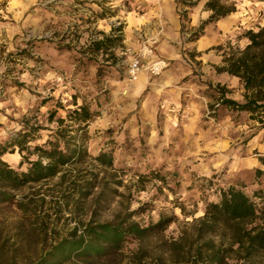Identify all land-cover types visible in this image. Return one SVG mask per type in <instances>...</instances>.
<instances>
[{
    "label": "rangeland",
    "instance_id": "obj_1",
    "mask_svg": "<svg viewBox=\"0 0 264 264\" xmlns=\"http://www.w3.org/2000/svg\"><path fill=\"white\" fill-rule=\"evenodd\" d=\"M209 3L235 12L213 20ZM243 3L0 0V161L20 173L45 163L35 148L49 142L83 151L51 179L0 178V264H211L213 247L220 264H264L193 223L230 187L264 205V157L250 163L264 116L219 101L222 90L241 102L223 59L264 25V0ZM82 108L88 119L74 121ZM130 224L148 231L101 229Z\"/></svg>",
    "mask_w": 264,
    "mask_h": 264
},
{
    "label": "trees",
    "instance_id": "obj_2",
    "mask_svg": "<svg viewBox=\"0 0 264 264\" xmlns=\"http://www.w3.org/2000/svg\"><path fill=\"white\" fill-rule=\"evenodd\" d=\"M209 8L212 11L211 19L213 20L235 12L234 8L226 9L215 3H209ZM244 38L249 43L242 49L232 48L223 59L224 65L221 68L223 72L237 78L242 84V102L226 98L222 90L219 101L227 108L249 113L253 119L258 114L264 116V25L258 24L255 29L246 30ZM82 111V113L73 112L74 121L84 122L88 119L84 108ZM58 122L62 120L59 119ZM48 145L49 149L35 148L40 152L39 157L45 158L47 163H42L41 160L28 162L26 171L18 173L7 169L6 163L0 161V178L22 184L51 179L70 164L73 157L83 152L79 147L72 151H63L55 143L49 142ZM1 153L3 152H0V155ZM193 223L198 238L213 234L217 230L228 231L230 249L233 253L241 255L243 260H255L264 252V205L257 208L254 200L240 188L234 186L223 191L219 202L208 203L204 215ZM163 224L164 220H160L155 227H161ZM101 229L114 236L119 233H128L142 237L148 231L139 229L134 224L120 230L110 225L101 226ZM224 260L219 249L213 247L207 253V261L211 264H220Z\"/></svg>",
    "mask_w": 264,
    "mask_h": 264
},
{
    "label": "clouds",
    "instance_id": "obj_3",
    "mask_svg": "<svg viewBox=\"0 0 264 264\" xmlns=\"http://www.w3.org/2000/svg\"><path fill=\"white\" fill-rule=\"evenodd\" d=\"M35 2H36V0H30V3H35ZM116 2L119 3L120 0H116ZM206 2H207V0H201L200 8H203L204 3H206ZM251 2H252V0H244V3L241 4V5H239V6H240V7H245V6L249 5ZM258 6L261 7V8H264V3H260ZM15 7H16V4H15V3H12V4H10V6L7 8V11H8V12H12V11H13V8H15ZM210 14H211L210 12H203V13H201V12H200V9H199V8L197 9V16L202 17V18H204V19H206ZM17 15H19V13H17ZM193 23H194V24L197 23V18H196V17H194V19H193ZM0 27H2V26H0ZM257 31H258V30H257ZM247 43H249V41H247V40L243 41V42L241 43V47H243V46H244L245 44H247ZM0 70H2V69H0ZM51 78H52V77L49 76V79H51ZM0 107H3V105H0ZM34 159H35V157H34ZM45 163H47V161H45ZM134 207H135V205H134Z\"/></svg>",
    "mask_w": 264,
    "mask_h": 264
},
{
    "label": "crops",
    "instance_id": "obj_4",
    "mask_svg": "<svg viewBox=\"0 0 264 264\" xmlns=\"http://www.w3.org/2000/svg\"><path fill=\"white\" fill-rule=\"evenodd\" d=\"M180 27V24L179 22L177 21L176 22V25L175 28L176 30H178ZM177 35H178V32H177ZM246 46V45H245ZM240 82V81H239ZM241 84V83H240ZM240 88H241V92L243 93V87H242V84L240 85ZM242 99L243 97H241V102H242ZM252 145L256 148V152H257V155H255L254 157H251L253 159H251L249 157L250 160V163L254 164V165H257L259 164L258 162V158L259 157H264V130H262L260 133H259V136H257L255 138V141L252 142Z\"/></svg>",
    "mask_w": 264,
    "mask_h": 264
},
{
    "label": "built area",
    "instance_id": "obj_5",
    "mask_svg": "<svg viewBox=\"0 0 264 264\" xmlns=\"http://www.w3.org/2000/svg\"><path fill=\"white\" fill-rule=\"evenodd\" d=\"M163 62H156V63H153L149 66V70L151 73H156L160 70V68H162L163 66ZM139 73V65L137 62H133L131 65H130V76L133 78V80H136L137 79V75Z\"/></svg>",
    "mask_w": 264,
    "mask_h": 264
}]
</instances>
